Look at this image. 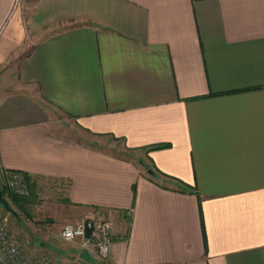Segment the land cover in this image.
<instances>
[{"label": "crops", "instance_id": "obj_1", "mask_svg": "<svg viewBox=\"0 0 264 264\" xmlns=\"http://www.w3.org/2000/svg\"><path fill=\"white\" fill-rule=\"evenodd\" d=\"M4 169L111 224L92 264H264V0H0Z\"/></svg>", "mask_w": 264, "mask_h": 264}, {"label": "built area", "instance_id": "obj_2", "mask_svg": "<svg viewBox=\"0 0 264 264\" xmlns=\"http://www.w3.org/2000/svg\"><path fill=\"white\" fill-rule=\"evenodd\" d=\"M1 171L4 187L13 194L28 193L21 171ZM65 232L71 234L70 238H65ZM58 237L72 248L66 260H59L37 249L28 250L11 229L5 209L0 203V264H92L82 256V252L91 254L98 261H106L113 241V231L111 224L103 219L81 217L64 222Z\"/></svg>", "mask_w": 264, "mask_h": 264}, {"label": "rangeland", "instance_id": "obj_3", "mask_svg": "<svg viewBox=\"0 0 264 264\" xmlns=\"http://www.w3.org/2000/svg\"><path fill=\"white\" fill-rule=\"evenodd\" d=\"M111 146H114L116 149L120 148L115 142L111 141ZM117 149V150H118ZM2 171L0 170V190L2 191L4 197L9 201L13 212L7 211L5 208V213L9 222L11 229L14 231L18 239L21 241V244L26 247L28 250L31 249L34 244V238L40 237L49 238L54 236L58 240V247L68 255L69 251L72 249L70 245L65 244L56 234L53 235L54 227L57 228V225L54 227L51 226L53 221L52 216H59V205L58 201L63 197L66 192L65 186L58 185L53 180H39L38 182L34 181V190L35 196L32 198L27 197L22 199L21 203L23 208H19L15 203H13L10 198L12 195L22 196L18 194H13L2 183ZM27 188L28 184L26 183ZM29 192V188H28ZM28 194V193H27ZM27 194H23L24 196ZM55 212V213H54ZM16 213V214H15ZM57 223V222H56ZM64 223L61 222V226ZM45 225L49 227L48 231L41 232V226ZM59 230V229H58ZM60 231V230H59ZM45 232V233H44ZM44 235V236H42ZM31 245V246H30ZM66 255V256H67ZM68 257V256H67ZM68 259V258H67ZM66 260V259H64ZM89 261V260H88Z\"/></svg>", "mask_w": 264, "mask_h": 264}, {"label": "trees", "instance_id": "obj_4", "mask_svg": "<svg viewBox=\"0 0 264 264\" xmlns=\"http://www.w3.org/2000/svg\"><path fill=\"white\" fill-rule=\"evenodd\" d=\"M163 146V144H157V145H153V146H151V148H157V147H162ZM24 174V173H23ZM24 177H25V180H26V183L28 184V188H29V192H28V194L27 195H22V196H16V195H12L11 196V198H10V200L13 202V203H15L19 208H23V205H22V203H21V201H22V199H24V198H27V197H30V198H32V196L34 197L35 195V184H34V180L30 177V176H28L27 174H24ZM16 214V213H15Z\"/></svg>", "mask_w": 264, "mask_h": 264}, {"label": "water", "instance_id": "obj_5", "mask_svg": "<svg viewBox=\"0 0 264 264\" xmlns=\"http://www.w3.org/2000/svg\"><path fill=\"white\" fill-rule=\"evenodd\" d=\"M0 203L2 206L9 212H13V209L11 208L9 201L4 197L2 191L0 190Z\"/></svg>", "mask_w": 264, "mask_h": 264}, {"label": "clouds", "instance_id": "obj_6", "mask_svg": "<svg viewBox=\"0 0 264 264\" xmlns=\"http://www.w3.org/2000/svg\"><path fill=\"white\" fill-rule=\"evenodd\" d=\"M70 233H68V232H65V238L67 239V238H70Z\"/></svg>", "mask_w": 264, "mask_h": 264}]
</instances>
